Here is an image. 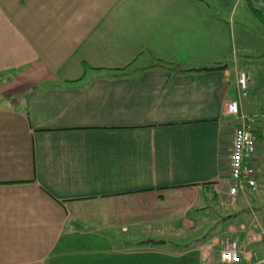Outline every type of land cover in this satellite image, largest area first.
Returning <instances> with one entry per match:
<instances>
[{
	"label": "crops",
	"instance_id": "0c3cea01",
	"mask_svg": "<svg viewBox=\"0 0 264 264\" xmlns=\"http://www.w3.org/2000/svg\"><path fill=\"white\" fill-rule=\"evenodd\" d=\"M238 53L205 0H0V264H222L231 237L264 258V82L240 89ZM232 102L259 186L234 205Z\"/></svg>",
	"mask_w": 264,
	"mask_h": 264
},
{
	"label": "rangeland",
	"instance_id": "374dc122",
	"mask_svg": "<svg viewBox=\"0 0 264 264\" xmlns=\"http://www.w3.org/2000/svg\"><path fill=\"white\" fill-rule=\"evenodd\" d=\"M215 10L220 12L223 16L227 15L232 21L234 29V40L238 50V59L234 62V66L238 67L239 73H245L248 76V89L250 86L249 81V70L258 69L261 77L259 80L260 84L264 82V12L257 9L255 0H220L223 1V6L219 5L218 0H205ZM256 10V11H255ZM257 11H259L257 13ZM241 68H244L241 70ZM247 89V90H248ZM246 90V91H247ZM6 105H15L14 100H3ZM216 212L212 211L211 215H215ZM205 216V215H204ZM204 216H198L204 221L202 228L197 227L190 231L180 232L176 230L170 242L178 244L183 247L185 244L194 245L195 241L201 237L205 229L210 226V223L214 219L212 216L209 219ZM194 216H192L193 218ZM196 218V219H197ZM231 240L237 241L234 238ZM181 248V247H180ZM215 257V256H214Z\"/></svg>",
	"mask_w": 264,
	"mask_h": 264
},
{
	"label": "built area",
	"instance_id": "2783aa9c",
	"mask_svg": "<svg viewBox=\"0 0 264 264\" xmlns=\"http://www.w3.org/2000/svg\"><path fill=\"white\" fill-rule=\"evenodd\" d=\"M257 9L264 12V0H255ZM239 87L242 91L248 89V76L241 73L239 77ZM227 113L232 118L242 117L243 125L239 127L233 138L232 154L230 157V184L228 196L231 204L234 205L241 195L248 192L257 193L258 183L254 177L252 160L256 148V135L252 124V119L241 116L240 105L238 102L228 104ZM261 238L264 240V227L261 229ZM246 248H243L239 241L226 238L219 252V260L222 264H264L256 252L246 256Z\"/></svg>",
	"mask_w": 264,
	"mask_h": 264
},
{
	"label": "water",
	"instance_id": "95a60500",
	"mask_svg": "<svg viewBox=\"0 0 264 264\" xmlns=\"http://www.w3.org/2000/svg\"><path fill=\"white\" fill-rule=\"evenodd\" d=\"M228 68V66H224V67H220V68H217V69H205L204 71H222V70H225V69H227ZM147 244H152V245H157V244H159V243H156V242H154V241H148V242H146Z\"/></svg>",
	"mask_w": 264,
	"mask_h": 264
},
{
	"label": "trees",
	"instance_id": "16d2710c",
	"mask_svg": "<svg viewBox=\"0 0 264 264\" xmlns=\"http://www.w3.org/2000/svg\"><path fill=\"white\" fill-rule=\"evenodd\" d=\"M256 11V10H255ZM259 11H257V13H258ZM0 83H1V79H0Z\"/></svg>",
	"mask_w": 264,
	"mask_h": 264
}]
</instances>
